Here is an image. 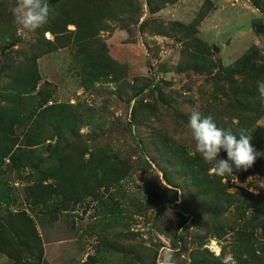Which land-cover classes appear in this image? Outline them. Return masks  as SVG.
I'll use <instances>...</instances> for the list:
<instances>
[{"label": "rangeland", "instance_id": "1", "mask_svg": "<svg viewBox=\"0 0 264 264\" xmlns=\"http://www.w3.org/2000/svg\"><path fill=\"white\" fill-rule=\"evenodd\" d=\"M137 4L140 15L107 20L97 65L16 26L15 0H0V264H158L165 250L192 264L233 257L240 227L264 240V203L226 194L264 199V157L221 178L189 155L188 128L198 111L237 139L264 133V102L241 91L264 80V0ZM251 52L255 78L238 72ZM187 167H200L201 188Z\"/></svg>", "mask_w": 264, "mask_h": 264}, {"label": "trees", "instance_id": "2", "mask_svg": "<svg viewBox=\"0 0 264 264\" xmlns=\"http://www.w3.org/2000/svg\"><path fill=\"white\" fill-rule=\"evenodd\" d=\"M145 1L149 11L153 13L166 4L173 3L176 0ZM137 2L138 0H48L50 7L49 20L48 23L42 26V29L43 32H50L52 39L43 38V40L50 48L68 47L73 57L77 60H79L78 58L80 57V61L82 62L97 65L103 64V60L101 59L105 52L103 50L105 45L103 42L99 41V33L107 28L108 19L121 20L122 22L124 21V19H120L122 15H140L141 7ZM77 7H81V9ZM69 25L74 26V28L68 29ZM255 58L256 54L254 52L243 56L240 60L239 74H248V76L254 78L259 76L262 72H260L259 68L256 66L254 61ZM108 65H112V63ZM228 73L232 74L233 72L230 71ZM256 84L257 82L250 83V85L247 86L248 91L244 88H241V91L245 93L246 97H258L259 93ZM260 106L258 102L256 106L252 104L250 108L252 111L256 112ZM30 127L25 133V139L32 143V135L29 131ZM234 134L236 135L237 133ZM39 136L40 134H37L36 138ZM248 136H250V143L256 147V149L264 150V133L258 136V138L253 137L251 134ZM17 139L18 136L16 135L15 140ZM18 150L19 149H17V151ZM257 168L264 176V164L259 163ZM184 172L187 174V178L190 182H193L197 188H201L204 179L200 167H187ZM165 179L170 182L166 175ZM226 194L229 198H236L235 206L238 204L237 202L240 198H246L251 205L264 203L262 197L254 195L253 193H245L243 189L239 188L233 193L226 192ZM210 206L212 210L215 208L213 212H217L218 214H222L227 208L219 206L214 207L211 204ZM245 210L246 209H243L241 212L240 209H237L243 221L247 218ZM258 226L264 229V225H262L261 222L259 225H256V227ZM255 238H258V234L253 230L247 231L244 227L234 230L230 246L232 248L233 258L236 260L237 264H264V240L256 242ZM0 248H2V246H0ZM37 250V256L42 259L43 251L40 243L37 244ZM222 259L223 258L220 256H213L212 259L208 261L205 258L202 259L197 257L193 259L192 264H222Z\"/></svg>", "mask_w": 264, "mask_h": 264}, {"label": "clouds", "instance_id": "3", "mask_svg": "<svg viewBox=\"0 0 264 264\" xmlns=\"http://www.w3.org/2000/svg\"><path fill=\"white\" fill-rule=\"evenodd\" d=\"M13 23L21 29L35 31L49 20L50 7L48 0H15L11 9ZM257 91L259 99L264 102V80H258ZM188 128L194 142V151L189 155H199L209 164L212 174L221 178L250 169L258 157H264V151H256L250 143V136L240 134L239 139L230 130L217 127L211 116L201 117L200 112L190 114ZM226 153V158H218L221 152ZM251 177L241 185L247 187ZM249 191H252L251 188ZM219 255V253H216ZM158 264H176L174 252L165 250ZM222 264H237L229 254L223 257Z\"/></svg>", "mask_w": 264, "mask_h": 264}, {"label": "water", "instance_id": "4", "mask_svg": "<svg viewBox=\"0 0 264 264\" xmlns=\"http://www.w3.org/2000/svg\"><path fill=\"white\" fill-rule=\"evenodd\" d=\"M256 29H257L258 31H263V30H264V28H263L262 26H257Z\"/></svg>", "mask_w": 264, "mask_h": 264}]
</instances>
